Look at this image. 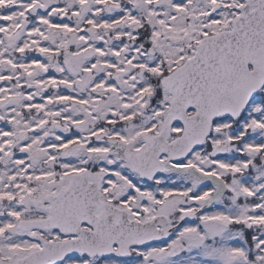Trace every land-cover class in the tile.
I'll list each match as a JSON object with an SVG mask.
<instances>
[{"label":"snow or ice","instance_id":"obj_1","mask_svg":"<svg viewBox=\"0 0 264 264\" xmlns=\"http://www.w3.org/2000/svg\"><path fill=\"white\" fill-rule=\"evenodd\" d=\"M0 264H264V0H0Z\"/></svg>","mask_w":264,"mask_h":264}]
</instances>
